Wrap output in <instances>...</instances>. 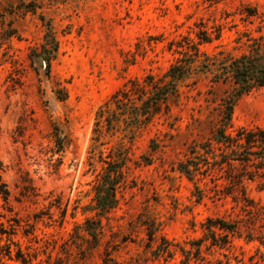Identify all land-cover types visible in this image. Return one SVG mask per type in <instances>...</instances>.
Instances as JSON below:
<instances>
[{"label":"rangeland","instance_id":"1","mask_svg":"<svg viewBox=\"0 0 264 264\" xmlns=\"http://www.w3.org/2000/svg\"><path fill=\"white\" fill-rule=\"evenodd\" d=\"M29 2L34 12L25 11ZM46 23L58 45L47 75L43 61L29 57L43 44ZM259 27L264 31V0H0V177L10 192L7 203L0 199V224L15 225L10 240L0 241L11 246L0 264H178V254L166 262L151 256L146 224L157 238L183 243L199 236L207 217L233 218L237 209L228 201L197 202L177 171L187 144L199 137L194 127L208 99H222L227 86L202 77L181 88L169 119L156 116L133 139L124 138L122 125L98 143L92 138L98 109L128 80L162 76L180 57L176 45L184 38L197 42L207 31L212 41L201 51L236 56L247 49L243 35L257 36ZM10 29L16 36H6ZM263 121L264 89L237 100L234 129ZM54 127L66 137L61 153L54 152ZM120 144L128 160L118 204L99 215L94 187ZM245 187L264 207V181ZM86 220L100 223L93 250L86 232L77 234ZM17 249L25 263L15 258ZM233 253L238 264H264L257 243L238 241Z\"/></svg>","mask_w":264,"mask_h":264},{"label":"trees","instance_id":"2","mask_svg":"<svg viewBox=\"0 0 264 264\" xmlns=\"http://www.w3.org/2000/svg\"><path fill=\"white\" fill-rule=\"evenodd\" d=\"M25 8L30 12L36 9L32 2L27 3ZM46 26L43 44L39 49L31 50L29 57L32 61L40 58L47 75L58 45L49 23ZM262 28L257 29V36L243 35L247 49L236 56L223 49L213 55L201 51V45L212 41L207 31H199L197 42L184 38L176 45L180 57L162 76L146 75L142 80H128L96 113L94 143L100 141L103 132L113 131L119 125L123 126L124 138L133 139L156 116L171 117L172 108L180 105L182 87L195 86L202 77H209L213 84H221L229 89L222 99L209 98L203 119L194 121L197 122L194 129L199 137L187 144L184 160L177 164V171L192 184L197 202L205 198L213 204L228 201L231 210L237 211L230 214L233 217L230 219L207 217L199 224V236L183 243L157 238L153 225L146 224V248L150 249L155 260L163 259L166 262L178 254V264H238L241 260L233 253L236 242L257 243L264 248V207L248 197L245 187L247 182L264 181V121L261 125L235 129L232 123L237 100L250 92L264 89ZM6 34L10 38L16 36V31L10 29ZM218 38L217 30L215 39ZM58 98L62 100L64 95ZM61 134L59 128L54 127L55 153H61L67 143L66 137H61ZM151 144L154 151L155 143L152 141ZM127 151L122 144L110 150L112 161L107 163L94 187L93 209L99 215L109 212L118 204L116 194L124 177L122 167L128 160ZM144 160L149 162L148 158ZM9 196L10 192L0 177V199L7 203ZM14 226L9 223L6 229L0 224V241L3 236L10 240L15 234ZM80 229L92 241L88 249H95L99 244V221L86 220L84 228H77V234ZM4 256L11 257L9 244L0 246V260ZM15 258L26 262V255L19 249L15 251Z\"/></svg>","mask_w":264,"mask_h":264}]
</instances>
